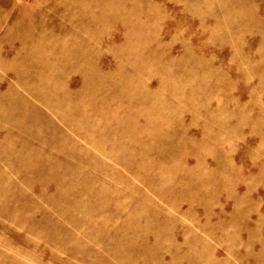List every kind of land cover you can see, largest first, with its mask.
<instances>
[{"label": "rangeland", "instance_id": "1", "mask_svg": "<svg viewBox=\"0 0 264 264\" xmlns=\"http://www.w3.org/2000/svg\"><path fill=\"white\" fill-rule=\"evenodd\" d=\"M0 264H264V0H0Z\"/></svg>", "mask_w": 264, "mask_h": 264}]
</instances>
